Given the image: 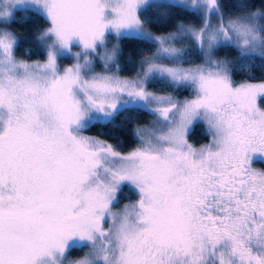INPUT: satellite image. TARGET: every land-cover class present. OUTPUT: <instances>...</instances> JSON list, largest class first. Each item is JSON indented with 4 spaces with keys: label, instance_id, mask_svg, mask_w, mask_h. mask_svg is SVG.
I'll use <instances>...</instances> for the list:
<instances>
[{
    "label": "snow or ice",
    "instance_id": "1",
    "mask_svg": "<svg viewBox=\"0 0 264 264\" xmlns=\"http://www.w3.org/2000/svg\"><path fill=\"white\" fill-rule=\"evenodd\" d=\"M147 3L0 0V23L34 5L50 24L35 61L0 28V264H264V170L253 167L264 161V81L236 83L229 61L213 57L232 45L264 59V10L225 21L219 0H192L202 27L153 37L139 15ZM110 32L157 43L135 78L119 75ZM187 37L201 63L184 66L176 43ZM65 54L73 63L61 66ZM152 79L192 98L150 91ZM137 107L163 127L138 128L131 151L83 134ZM197 121L211 138L199 147L188 139ZM125 187L137 199L114 210ZM74 246L89 251L67 260Z\"/></svg>",
    "mask_w": 264,
    "mask_h": 264
},
{
    "label": "trees",
    "instance_id": "2",
    "mask_svg": "<svg viewBox=\"0 0 264 264\" xmlns=\"http://www.w3.org/2000/svg\"><path fill=\"white\" fill-rule=\"evenodd\" d=\"M220 11L227 18H237L246 15L249 11L264 10V0H219ZM247 6V11L240 7ZM146 14L150 19L146 23L147 29L156 34H166L175 32L178 24L200 26L199 13L191 8L161 3L156 9H148ZM259 23L264 24V20ZM48 18L37 11L27 10L22 12L16 10L11 23L6 27L19 38L16 54L23 58L31 60H41L44 55L43 42L39 40L38 34L49 27ZM118 55L116 64L119 69V75L135 77L141 68V61L145 57L152 56L156 52V43L150 39H144L134 35H121L117 39ZM189 43V42H188ZM217 58L227 60L233 72L234 81H246L248 79L254 82L264 81V59L259 56L249 57L246 63H239L241 56L238 50L232 45H220L214 50ZM191 62H197V54L193 51ZM163 62H167L164 60ZM148 87L157 93L174 94V89L168 87L165 82L150 81ZM154 115L145 108H131L121 111V113L109 123H93L85 131L84 135L98 137L101 140H107L118 146L122 153L131 151L137 145L134 135L135 127L148 124ZM190 138L194 142H205L207 135L202 128L194 127L190 133ZM137 198L135 193L128 187H125L120 194L119 207L122 204L130 203ZM79 249L73 248L68 252V256L79 255Z\"/></svg>",
    "mask_w": 264,
    "mask_h": 264
},
{
    "label": "rangeland",
    "instance_id": "3",
    "mask_svg": "<svg viewBox=\"0 0 264 264\" xmlns=\"http://www.w3.org/2000/svg\"><path fill=\"white\" fill-rule=\"evenodd\" d=\"M161 3H165V4H176V5H180V6H184V7H188V8H191L193 9L194 11L198 12L199 13V16H200V26L199 27H194V28H200L202 27L203 25V17H204V13H203V10L202 9H199V8H194V7H190L189 5H191L192 3V0H185V4H179L177 2V0H148V3L144 6L141 7V9L139 10V15L141 17V19L144 21V30L148 33H151V35L153 37H161V36H167L169 35L170 33L172 32H169V33H166V34H156V33H152L150 32L147 27H146V23L147 21L150 19V16H148L146 14L147 10L152 8V9H156L157 7H159V5ZM16 10H20L22 11L23 13L26 12L27 10H34V11H37L39 12L40 14H42L43 16H45V14L40 10V8L34 6V5H26L24 7H18ZM15 10V11H16ZM46 17V16H45ZM224 20L227 21L228 19H235V18H227L225 16H223ZM210 20H211V23L213 25H216L219 23V19H218V16L215 14V13H212L210 15ZM7 23H0V28H6L8 31H10L7 27H6ZM50 26V25H49ZM186 27H193L191 25H185ZM45 30V29H44ZM42 30L39 34H38V38L40 37V34L44 31ZM177 31V30H176ZM11 32V31H10ZM174 32V31H173ZM122 35H129L127 33L125 34H122ZM121 36V35H120ZM135 36V35H134ZM119 36H117L114 32H110L108 35H107V42H106V47L108 49H112L113 46H116L118 47V43H117V39H118ZM40 40V39H39ZM151 40V39H150ZM154 41V40H153ZM51 41H47V43H50ZM155 42V41H154ZM189 42V43H188ZM156 43V42H155ZM156 47H157V43H156ZM176 47H183L185 49V53H184V61H185V64L184 66H189V65H193V64H198V63H201L203 61V58H204V54L200 51V49L198 48V46L194 43L193 39L191 37H187L185 38L183 41H180L178 43H176ZM43 48H44V55H43V58L41 60H43L45 58V42H43ZM81 51V48L78 44L74 43L73 47H72V53H76V52H79ZM104 51V48H100L99 49V52L100 53H103ZM193 51L197 54V57H198V60L197 62H191L190 59H193ZM240 55V54H239ZM213 57L217 60H223V59H220V58H217L214 53H213ZM248 60V56H241L240 58V64L241 63H246ZM35 61V60H33ZM59 63L61 66H68L70 65L71 63H73V57L71 54H65L63 55L60 60H59ZM165 64H168L169 61L167 60V62H163ZM100 62L97 60L96 61V68L95 70L96 71H100V66H99ZM115 70V69H114ZM122 78H126V79H133L135 77H127V76H123V75H120ZM151 81H157V82H161L163 83V81L159 80V79H152ZM236 83H240L241 81H235ZM150 90V89H149ZM152 91V90H150ZM157 94H160V95H164V94H169V93H157ZM174 95L177 99L179 100H183L185 98H192V90L191 89H187V88H181V89H177L174 91ZM262 104H264V100L261 101ZM146 109V108H145ZM163 126L158 122L157 120V117L154 116V119H152L148 124L146 125H142V126H138V127H135L134 129V135L136 137V140H137V145L136 147H138L140 145V140L137 139V135H136V131L138 128H147V129H151V128H162ZM194 127H200L202 128L203 132L207 135V138H206V141L205 142H194L191 138H190V133L192 132V130L194 129ZM188 139H189V142L194 144L195 146L199 147L201 145H204V144H207L209 143L210 141V136L208 134V129H207V125L205 122L203 121H197V122H194V124L190 127V130H189V133H188ZM135 147V148H136ZM253 167L257 170H264V161H261L259 159H257L254 163H253ZM137 199V198H136ZM135 199V200H136ZM134 200V201H135ZM132 201V202H134ZM131 203V202H130ZM125 204H128V203H125ZM125 204H122L121 206L117 207L116 209L114 210H120ZM107 227V225H106ZM73 248H76V249H79V255L77 256H74V257H70L68 256V253H67V260H78V259H81L83 258L84 254L87 253L89 251V248L88 247H81V246H74ZM72 248V249H73Z\"/></svg>",
    "mask_w": 264,
    "mask_h": 264
}]
</instances>
